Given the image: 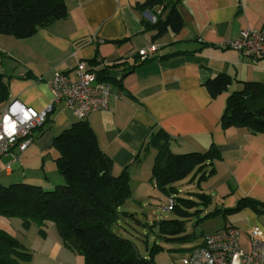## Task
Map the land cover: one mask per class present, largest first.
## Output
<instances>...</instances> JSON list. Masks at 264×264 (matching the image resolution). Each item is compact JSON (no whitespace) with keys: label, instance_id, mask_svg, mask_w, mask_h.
I'll list each match as a JSON object with an SVG mask.
<instances>
[{"label":"crops","instance_id":"1","mask_svg":"<svg viewBox=\"0 0 264 264\" xmlns=\"http://www.w3.org/2000/svg\"><path fill=\"white\" fill-rule=\"evenodd\" d=\"M63 1L67 15L39 27L30 37L0 33V73L8 84V98L0 104V112L12 99L36 110L51 105L44 124L32 131L27 148L20 154L13 149L0 158V182H25L43 189L63 182L54 163L52 141L77 119L63 102L54 100L47 79L55 70L72 77L75 65L81 62L96 73L106 65L132 62L139 49L155 44L157 50L146 62L119 83H110L109 107L84 119L94 130L99 148L111 158V172L116 175L129 165L131 196L120 208L131 212L152 234L140 238L143 243L136 242L137 248L147 256L148 240L152 239L162 248L154 254L155 264H183L185 254L202 243L203 234L228 224L239 229L246 247L251 228L264 230V133L222 128L220 117L228 95L241 87L240 81L264 83V56L253 57L227 45L245 27L264 33V0H180L177 9L182 28L177 33L168 30L154 40V31L146 30L142 23L152 13L136 8L144 0ZM220 72L229 74L233 81L211 98L203 82ZM151 128H161L167 134L173 153L204 151L213 143L220 154L204 180L197 182L198 175L192 178V172L174 182L177 196L197 202L205 197L195 193L209 197L207 204L194 203L188 209L194 214L185 218L184 233L188 236L184 241L162 240L157 226H150L151 222L175 217L173 212L171 217L162 213L158 200L167 201L168 197L149 181L156 149L140 151ZM186 181L191 182L189 188L176 185ZM244 197L255 200L258 208L247 206L227 214L221 211L235 207ZM207 213L210 215L201 219ZM217 217L225 222L213 221ZM12 219L0 216V229L20 238L31 250L27 264L83 263L80 255L63 246L53 223L48 222L40 234L34 224L15 229ZM208 222L214 224L195 238L196 226ZM118 232L127 235L121 229Z\"/></svg>","mask_w":264,"mask_h":264},{"label":"trees","instance_id":"2","mask_svg":"<svg viewBox=\"0 0 264 264\" xmlns=\"http://www.w3.org/2000/svg\"><path fill=\"white\" fill-rule=\"evenodd\" d=\"M179 2L144 0L137 4L138 10H149L156 17L154 22L142 19L144 28L154 31L153 40L168 30L180 31L183 22L177 9ZM66 15L63 0H0V33L27 38L39 27ZM147 60L135 55L132 62L106 65L96 71L97 79L119 83L124 75ZM4 78L0 73V104L8 98L7 78ZM232 81L229 74L220 72L206 79L203 85L213 98L226 90ZM240 83L241 87L226 99L220 125L222 128L233 126L251 133H264V83L254 80ZM168 139L161 128H151L140 149L141 152L156 149L149 181L174 200L171 211L175 217L151 222L150 226H157V235L162 240L184 241L188 236L184 233L185 218L194 213L188 209L196 201L177 196L174 182L192 172V178L198 174L197 182L204 180L212 173L213 160L219 159L220 154L213 143L204 151L173 153L168 148ZM51 147L56 151L54 163L63 183L52 189H43L25 182H0V216L19 218L24 229L34 224L40 234L44 233L43 228L48 222L53 223L63 246L80 255L82 264H155L154 254L162 249L159 244L152 243L144 256L135 240L118 232L121 229L129 234L120 223H125L127 218L135 221L131 212L120 208L131 196L129 165L116 175L111 172V158L99 148L94 130L84 119L61 130L54 136ZM195 195L206 199V202L200 199L196 204H207L208 196L204 193ZM258 205L255 200L244 197L235 207L221 211L235 213L247 206L258 208ZM207 215L210 213L201 219ZM31 255V250L19 239L0 229V264H27Z\"/></svg>","mask_w":264,"mask_h":264},{"label":"built area","instance_id":"3","mask_svg":"<svg viewBox=\"0 0 264 264\" xmlns=\"http://www.w3.org/2000/svg\"><path fill=\"white\" fill-rule=\"evenodd\" d=\"M155 15L149 16L154 22ZM232 46L251 56H264V33L254 28H242L231 40ZM157 50L155 44L138 50L139 59L148 58ZM56 102H63L77 120L109 107L110 83L99 81L93 70L81 62L74 67L73 76L55 70L47 79ZM51 111V105L42 110L26 106L17 99L8 101L0 112V158L13 149L19 154L32 141V131L41 127ZM171 208L172 200L169 199ZM248 248L241 246L240 233L233 226H224L203 235L201 245L188 251L183 264H264V230L251 228L247 233Z\"/></svg>","mask_w":264,"mask_h":264},{"label":"rangeland","instance_id":"4","mask_svg":"<svg viewBox=\"0 0 264 264\" xmlns=\"http://www.w3.org/2000/svg\"><path fill=\"white\" fill-rule=\"evenodd\" d=\"M198 175V174H197ZM188 180V179H187ZM184 182V181H183ZM181 182V183H183ZM191 182L190 181H186L185 183H183V185H180V183L176 184L179 188H183L182 186L184 187H187L189 188L191 186L190 184ZM193 189H197V188H193ZM160 203V210H162V213L164 214H167V217H171L172 216V211H169V209H167V205H168V200H158ZM139 206V205H138ZM136 215L139 217V218H142V214L140 213V211H137L136 212ZM12 221L15 222L14 224V227L15 229H24L22 226H21V220L19 218H13ZM213 221L215 222H218V223H224L225 220L222 218V217H217L215 218ZM120 224H122L124 226V228L128 231L129 234H127L128 238L132 239V240H135V242H141L143 243V241H140V238L144 239L145 237L147 238H150L152 237V234H150L147 230V228H145V226L143 225H140L139 223H137L136 221L134 220H130V219H126V222H121ZM214 223L213 222H208L205 224L203 223H199V225L196 226V229H195V238H198L201 234V230H203L205 227H209L211 225H213ZM230 225V224H228ZM227 226V225H226ZM236 228V227H235ZM27 229V228H26ZM238 229V228H237ZM239 231V229H238ZM144 232V234H142ZM240 232V231H239ZM22 234H24L23 232H21ZM149 233V234H147ZM19 235V233L17 234ZM30 235V231H28V236ZM17 239L20 240V238H18L16 236ZM21 241V240H20ZM148 243L151 245L152 244V239H149L148 240ZM196 247V246H195ZM194 248V247H193ZM192 248V249H193ZM190 251V250H189Z\"/></svg>","mask_w":264,"mask_h":264},{"label":"bare ground","instance_id":"5","mask_svg":"<svg viewBox=\"0 0 264 264\" xmlns=\"http://www.w3.org/2000/svg\"><path fill=\"white\" fill-rule=\"evenodd\" d=\"M245 28H250V27H245ZM227 45L228 46H230V47H232V48H234L233 46H232V44H231V40H229L228 42H227ZM235 49V48H234ZM35 130V129H34ZM63 183V182H62ZM196 198V197H195ZM169 199H171L172 200V205H171V207L174 205V200H173V198L172 197H168V200ZM199 199V198H198ZM203 201V200H202ZM204 201H205V199H204ZM197 202V201H196ZM195 202V203H196ZM206 202V201H205ZM205 202H202V203H205ZM168 206H169V201H168V205H167V209H169L168 208ZM190 208V207H189ZM227 209V208H226ZM230 209V208H229ZM169 210H171V208L169 209ZM229 212V211H228ZM198 212H196L195 214H197ZM194 214V213H193ZM225 214V213H224ZM192 215V214H191ZM216 215V214H215ZM221 215H222V213H221ZM188 217V216H187ZM209 217H211V216H209ZM189 218V217H188ZM205 217H203V219H204ZM208 218V217H207ZM195 224V223H194ZM220 229V228H219ZM217 230V229H216ZM215 231V230H214ZM205 232V231H204ZM208 232V231H207ZM212 232V231H211ZM209 233V232H208ZM206 234V233H205ZM204 235V234H203ZM203 235H202V239H203ZM241 241V240H240ZM201 245V244H200ZM246 247H244L243 246V244H242V242H241V246L244 248V249H247L248 248V244H247V242H246ZM199 246V245H198ZM197 247V246H196ZM195 248V247H194Z\"/></svg>","mask_w":264,"mask_h":264}]
</instances>
